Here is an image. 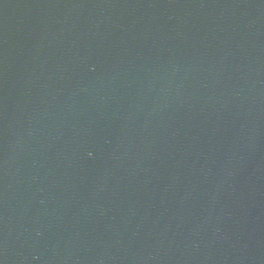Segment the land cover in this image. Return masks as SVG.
<instances>
[{
	"label": "water",
	"instance_id": "water-1",
	"mask_svg": "<svg viewBox=\"0 0 264 264\" xmlns=\"http://www.w3.org/2000/svg\"><path fill=\"white\" fill-rule=\"evenodd\" d=\"M0 264H264V0H0Z\"/></svg>",
	"mask_w": 264,
	"mask_h": 264
}]
</instances>
